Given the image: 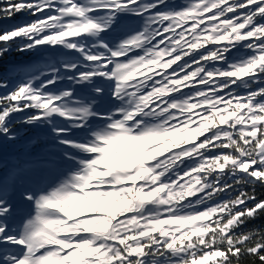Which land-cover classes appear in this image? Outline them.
I'll list each match as a JSON object with an SVG mask.
<instances>
[{"label": "snow or ice", "instance_id": "obj_1", "mask_svg": "<svg viewBox=\"0 0 264 264\" xmlns=\"http://www.w3.org/2000/svg\"><path fill=\"white\" fill-rule=\"evenodd\" d=\"M0 264H264V0H0Z\"/></svg>", "mask_w": 264, "mask_h": 264}]
</instances>
